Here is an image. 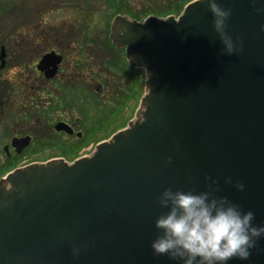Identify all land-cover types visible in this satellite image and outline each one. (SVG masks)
I'll return each instance as SVG.
<instances>
[{"label":"water","instance_id":"obj_1","mask_svg":"<svg viewBox=\"0 0 264 264\" xmlns=\"http://www.w3.org/2000/svg\"><path fill=\"white\" fill-rule=\"evenodd\" d=\"M217 3L232 10L228 31L241 53L222 54L206 3L177 20L134 24L132 57L151 74L136 125L88 160L3 181L0 264H173L150 247L167 211L157 197L166 187L205 191L211 180L214 195L264 224V13L253 11L264 0ZM229 264H264V238L248 261Z\"/></svg>","mask_w":264,"mask_h":264},{"label":"flooded vegetation","instance_id":"obj_2","mask_svg":"<svg viewBox=\"0 0 264 264\" xmlns=\"http://www.w3.org/2000/svg\"><path fill=\"white\" fill-rule=\"evenodd\" d=\"M178 13L123 4H19L0 21V187L18 171L71 167L136 125L151 74L133 25ZM149 12V13H148ZM7 190L10 187L6 188Z\"/></svg>","mask_w":264,"mask_h":264},{"label":"clouds","instance_id":"obj_3","mask_svg":"<svg viewBox=\"0 0 264 264\" xmlns=\"http://www.w3.org/2000/svg\"><path fill=\"white\" fill-rule=\"evenodd\" d=\"M206 3L212 14V28L222 46V54L231 56L243 51L242 42L234 41L228 31L232 15L217 0H198ZM257 14L264 8H254ZM264 31V25H261ZM205 177V180H210ZM215 180L207 190L182 191L166 187L157 197L161 208L167 209L155 220L157 233L151 241L153 255L166 256L173 264H229L232 260L248 261L257 243L264 238V224L254 223L255 214L245 211L226 196H216L219 191ZM225 183L232 184L226 177ZM234 187L243 191L245 185L236 182ZM73 255L80 254L74 246Z\"/></svg>","mask_w":264,"mask_h":264},{"label":"rangeland","instance_id":"obj_4","mask_svg":"<svg viewBox=\"0 0 264 264\" xmlns=\"http://www.w3.org/2000/svg\"><path fill=\"white\" fill-rule=\"evenodd\" d=\"M181 2L183 0H0V21L7 7L11 11L10 16H19V4H123L129 12L142 14L151 11L156 15H166L180 13L186 5Z\"/></svg>","mask_w":264,"mask_h":264}]
</instances>
